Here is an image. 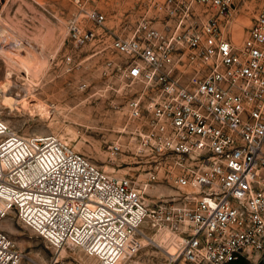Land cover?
I'll use <instances>...</instances> for the list:
<instances>
[{
    "label": "built area",
    "instance_id": "2783aa9c",
    "mask_svg": "<svg viewBox=\"0 0 264 264\" xmlns=\"http://www.w3.org/2000/svg\"><path fill=\"white\" fill-rule=\"evenodd\" d=\"M67 1L72 45L120 57L106 70L138 87L114 148L147 177L111 176L57 135L0 119V264H41L1 228L11 213L49 248L99 264L145 245L169 264H264V0ZM161 180L176 193L149 206Z\"/></svg>",
    "mask_w": 264,
    "mask_h": 264
},
{
    "label": "rangeland",
    "instance_id": "374dc122",
    "mask_svg": "<svg viewBox=\"0 0 264 264\" xmlns=\"http://www.w3.org/2000/svg\"><path fill=\"white\" fill-rule=\"evenodd\" d=\"M133 6V1L108 4L105 10L110 16L118 17V12H126ZM74 14L75 7L67 0H0V119L24 137L57 135L107 174L128 176L141 182L147 177V169L144 171L133 159L132 152L123 155L114 148L123 141L121 129L127 121L125 105L138 87L129 86L106 70L107 58L120 57L97 53L93 43L72 45L68 24ZM17 20L22 22L18 21L21 24L15 27ZM44 21L56 25L57 37L54 41L53 31H48L49 27L41 28L44 33L48 31L42 43L50 57L44 72L33 77L21 63L29 68L35 66L31 57L33 50L39 49L34 37L36 27ZM65 54H73L77 62L69 73L61 63ZM37 101L48 105L50 117L44 119L28 112V106ZM175 193L169 183L161 180L147 190L145 198L152 206ZM1 228L10 234L21 251L41 264L55 257L70 264L98 262L79 249L49 248L13 213L5 218ZM120 264H169V261L161 251L145 245Z\"/></svg>",
    "mask_w": 264,
    "mask_h": 264
},
{
    "label": "bare ground",
    "instance_id": "6f19581e",
    "mask_svg": "<svg viewBox=\"0 0 264 264\" xmlns=\"http://www.w3.org/2000/svg\"><path fill=\"white\" fill-rule=\"evenodd\" d=\"M19 13V12H18ZM22 15V14H21ZM23 17V15H22ZM18 19V18H16ZM13 20V19H12ZM10 20V21H12ZM22 20V19H21ZM9 21V22H10ZM19 20H17L18 22ZM15 22V21H14ZM19 22H22V21H19ZM17 23L15 24L14 26L16 27V25H19L21 23ZM14 24V23H13ZM50 24V25H49ZM20 26V25H19ZM42 27H49L48 28V31L49 30H52L53 31V36L52 38L54 39V41L56 40V25L53 24V23H47V22H43L41 24V26H38L36 27V35L34 37V40L37 42V45L38 46V49L39 51H36L35 49L33 50V53H32V61H34L35 63V66L32 67V68H29L24 62L21 63V67L24 68L28 73L29 75H32L33 77H38L41 73L44 72V70L47 68L48 66V62H49V57L50 55H47L45 52H44V46H43V40L45 39V37L47 36V33L48 31H46L44 33V31L42 32L41 28ZM35 29V28H34ZM13 31V30H12ZM33 34V33H32ZM5 45V44H4ZM35 46V47H36ZM8 55V54H7ZM9 56V55H8ZM33 84V83H32ZM28 112L30 114H36V115H39L41 118H48L50 117V110H49V107L48 105H46L45 103L41 102V101H37L35 103H33L32 105L28 106ZM32 116V115H31ZM48 121V120H47ZM80 250V249H79ZM134 251L133 249H129V255L128 257H126L123 261L127 260V259H131V257H133L134 255ZM88 258L90 259H93V260H97V264H99V260L95 257H89L87 256ZM122 261V262H123ZM120 262V263H122ZM118 263V264H120Z\"/></svg>",
    "mask_w": 264,
    "mask_h": 264
}]
</instances>
